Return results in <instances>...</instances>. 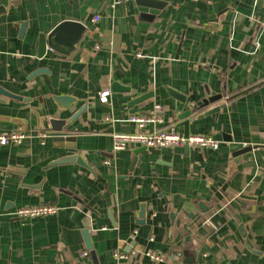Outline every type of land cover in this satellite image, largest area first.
I'll use <instances>...</instances> for the list:
<instances>
[{
	"label": "crops",
	"instance_id": "obj_1",
	"mask_svg": "<svg viewBox=\"0 0 264 264\" xmlns=\"http://www.w3.org/2000/svg\"><path fill=\"white\" fill-rule=\"evenodd\" d=\"M112 1L0 0V132L27 135L0 145V264H264V0ZM67 18L85 26L76 48L39 56ZM186 121L219 148L114 149ZM73 155L85 165L55 163ZM42 204L57 213L14 215Z\"/></svg>",
	"mask_w": 264,
	"mask_h": 264
},
{
	"label": "built area",
	"instance_id": "obj_2",
	"mask_svg": "<svg viewBox=\"0 0 264 264\" xmlns=\"http://www.w3.org/2000/svg\"><path fill=\"white\" fill-rule=\"evenodd\" d=\"M129 0H113L112 7L118 4L124 3ZM99 20V16L95 18ZM110 90H105L101 93V101L106 103L109 101ZM161 105H156L155 111L158 113L161 111ZM152 115H133L128 121L134 123L139 129H144L148 124L161 123L162 117L157 113ZM27 137L26 133L21 130H15L12 132H0V145H8L11 143H21ZM114 149L116 151L125 149L129 143L136 142L147 147H174V146H197L203 148H219L220 142L214 139L210 135H190L185 137L183 134L178 133L174 128L163 129L154 131L152 133L140 132L137 134H123L115 133L113 135ZM58 207L51 204H42L37 206H25L16 209L14 215L18 219H31L35 217H44L54 215L57 213ZM153 260L160 261L162 256L155 252L147 253ZM88 252L83 253V256H87ZM119 258H125L126 255L123 253H115ZM178 256H181L179 253Z\"/></svg>",
	"mask_w": 264,
	"mask_h": 264
},
{
	"label": "water",
	"instance_id": "obj_3",
	"mask_svg": "<svg viewBox=\"0 0 264 264\" xmlns=\"http://www.w3.org/2000/svg\"><path fill=\"white\" fill-rule=\"evenodd\" d=\"M140 1V0H137ZM152 3V2H151ZM156 3V2H153ZM153 8L158 9L159 8V3H156L153 5ZM156 12V10L151 11ZM154 14V13H153ZM25 28V25H23V30ZM85 32V26L80 23L79 21H77L76 19L73 18H67L64 21H62L59 25H57V27H55V29H53L49 34L45 35V34H41L40 38H39V56H44L47 48H50L58 53L64 54V55H69L75 48L77 43L79 42V40L81 39V37L83 36ZM46 69H39L37 71H35L34 75L36 74H40L42 72H46ZM222 95H216V96H212L209 97L207 99L203 100L202 105L199 107V109H204L206 107L211 106L213 103L218 102L219 100L222 99ZM58 102L60 104H62L61 102H64V106L68 105V102L71 101L70 97H58L57 98ZM227 104H221L219 106H215L212 109L204 112L202 115L199 116V118H203L204 116H208V115H212V114H217L219 113V111L225 107ZM193 112V110H189L186 113H184L182 115V117H185L187 115H190ZM81 113V111H79L77 114H75V116L73 118H76L77 116H79V114ZM65 121L63 120H57L54 119L51 122V127H52V136H65L66 133H63V126L62 124ZM186 129H185V136H189V121H186L184 123ZM188 147V146H187ZM144 148H147L146 146H144ZM250 148H247V150H249ZM70 160H77L78 163H81L83 165H85V163L82 161L81 157H77V156H69V157H65L62 158L58 161H56L55 163H64V162H68ZM85 237H86V243H87V247L89 250H92V245H91V241H90V237H89V233L87 231L84 232Z\"/></svg>",
	"mask_w": 264,
	"mask_h": 264
},
{
	"label": "bare ground",
	"instance_id": "obj_4",
	"mask_svg": "<svg viewBox=\"0 0 264 264\" xmlns=\"http://www.w3.org/2000/svg\"><path fill=\"white\" fill-rule=\"evenodd\" d=\"M185 136V135H184ZM185 137H187V136H185ZM188 146V145H187ZM147 147V146H146ZM189 147V146H188Z\"/></svg>",
	"mask_w": 264,
	"mask_h": 264
}]
</instances>
